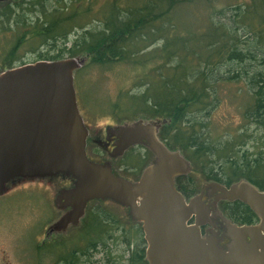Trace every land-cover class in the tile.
I'll return each mask as SVG.
<instances>
[{"label":"trees","instance_id":"16d2710c","mask_svg":"<svg viewBox=\"0 0 264 264\" xmlns=\"http://www.w3.org/2000/svg\"><path fill=\"white\" fill-rule=\"evenodd\" d=\"M0 36L10 43L0 49V72L29 62L26 52L33 61L81 57L75 88L90 111L161 121L160 138L190 163L176 179L187 197L207 180L247 179L264 190V0H0ZM122 65L137 71L134 86L106 100L90 75ZM224 98L241 125L218 134L214 115ZM133 149L132 166L123 164L140 176L153 154ZM221 206L238 224L258 222L242 201ZM143 236L128 214L93 200L72 232L33 245L35 264H96L98 253L113 264L120 245L126 264H149Z\"/></svg>","mask_w":264,"mask_h":264},{"label":"water","instance_id":"95a60500","mask_svg":"<svg viewBox=\"0 0 264 264\" xmlns=\"http://www.w3.org/2000/svg\"><path fill=\"white\" fill-rule=\"evenodd\" d=\"M84 61L41 59L0 72V194L18 177L65 174L74 186L60 192L57 206L71 209L50 225L48 234L77 225L90 201L109 199L129 207L131 217L142 222L149 264H264V190L247 179L228 187L215 181L187 201L176 178L189 171L190 163L160 138L159 121L137 120L108 131L117 137L113 157L139 143L155 153L139 180L117 175L110 163L88 157V129L75 88V71ZM208 188L220 192L210 204L203 200ZM220 199L246 203L258 222L224 218L216 209ZM221 217L230 239L225 245H220L222 237H203L200 230L208 223L215 226L211 219Z\"/></svg>","mask_w":264,"mask_h":264},{"label":"rangeland","instance_id":"374dc122","mask_svg":"<svg viewBox=\"0 0 264 264\" xmlns=\"http://www.w3.org/2000/svg\"><path fill=\"white\" fill-rule=\"evenodd\" d=\"M226 1L228 0H219V4L224 5ZM75 37L76 35L71 36L68 45H71ZM8 38L0 36V49L9 48ZM26 53L25 62L35 60V56L31 52ZM136 73L137 71L132 66L122 65L116 69L95 72L90 75V81L98 82L97 89L100 87L99 91L102 97L106 100H115L121 90L131 89L134 86ZM236 88L237 85L231 86V90ZM79 99L78 105L88 129L86 151L91 159L96 162L110 163L113 170L120 175L131 179L138 178L139 176H136L132 168L126 169L127 166L123 164L128 161L126 156L130 153L129 151L120 157H113L110 152L104 151L102 143L98 142V139H104L106 132L122 125L120 123H128V121L119 122L111 118L110 115L94 114L85 106V99ZM214 119L217 123L216 133L218 134L233 130V128L236 130L241 125L240 114L228 98L223 99ZM159 122L161 123V121ZM133 150L134 154L138 153V150L144 154L150 149L143 146ZM129 164L132 166L130 162ZM212 182L214 181H202L200 186ZM72 186H74V179L65 174L18 177L8 183L6 191L0 194V264H35L36 256H34L33 249L35 244L43 243L51 237L68 234L75 226L82 223L83 218L77 225L70 224L64 232L48 234L50 225L71 209L70 206L59 208L57 198L63 189ZM107 202L112 204L116 213H129L128 209L119 203L112 200H107ZM125 249L123 245L115 248L111 258L118 262L113 264L127 263V256L123 255ZM117 253L122 256H116ZM93 258L96 259V264L109 263L106 253H98Z\"/></svg>","mask_w":264,"mask_h":264},{"label":"flooded vegetation","instance_id":"af4514ba","mask_svg":"<svg viewBox=\"0 0 264 264\" xmlns=\"http://www.w3.org/2000/svg\"><path fill=\"white\" fill-rule=\"evenodd\" d=\"M120 124H123V123H120ZM117 140V137L115 136V135H112V134H108V132H106V135H105V137H104V139H98V142L101 144L102 143V145H103V148H104V151H106V152H112L113 151V149H114V143H115V141ZM143 146H146V147H148L147 145H145V144H142V143H139V144H134V145H132V146H130V147H128L124 152H123V154H121V155H119L118 157H120V156H122V155H124V153L129 149V148H131V147H133V148H137V147H143ZM149 148V147H148ZM150 149V148H149ZM150 151H152L151 149H150ZM152 154H153V156H152V159L150 160V162L147 164V166L149 165V164H151V163H153L154 162V160H155V158H156V155H155V153L152 151ZM87 155H88V157L91 159V157L89 156V154L87 153ZM92 160V159H91ZM145 169V168H144ZM143 169V170H144ZM143 170H142V172H141V174H140V176L138 177V178H136V179H131V178H127V179H129V180H132V181H137V180H139V178L141 177V175H142V173H143ZM190 170V169H189ZM114 171V170H113ZM115 172V171H114ZM115 174H117L116 172H115ZM117 175H120V174H117ZM122 176V175H121ZM124 177V176H123ZM126 178V177H125ZM177 179V178H176ZM211 181H214V180H211ZM176 182H177V180H176ZM215 182V181H214ZM220 183V182H219ZM221 184H223V185H225V186H230L231 184H229V185H227V184H225V183H221ZM176 187H177V185H176ZM203 187H204V185L200 188V190L198 191V192H196L194 195H192L191 197H187L184 193V196L186 197V199H187V201H189L193 196H195L196 194H198V193H200L201 191H202V189H203ZM178 188V187H177ZM220 194V192L219 191H214V190H212V189H205L204 190V196H203V200H204V202L206 203V204H210L211 202H213V201H215V199H216V197L218 196ZM100 200V199H99ZM106 200H109V199H106ZM224 201H229V200H224V199H220V200H218V202H217V210H219L221 213H222V215H223V217L224 218H226V219H229V220H231L232 222H234L229 216H228V214L225 212V210H223V208H222V206H221V204H222V202H224ZM235 201H237V200H233V201H230V202H233V204L235 205ZM240 201V200H239ZM120 205H122V204H120ZM122 206H124V205H122ZM124 207H126L127 209H128V211H130V208L129 207H127V206H124ZM212 208V207H211ZM213 213V211H211V214ZM128 215L131 217V215H130V213H128ZM132 218V217H131ZM133 219V218H132ZM213 220V222H215L216 224H215V226H213V225H211V223L209 224H205V225H202L201 227H200V230H201V234H202V236L203 237H207V236H211V235H217V236H219L220 238L222 237V240L220 241V245H225V244H227V243H229L230 242V239L229 238H227V237H225V233H226V231H227V229H226V226H225V222H224V220H223V218L221 217V218H217V219H211V221ZM133 221H135V222H138V223H140L141 224V227H142V233H143V235H144V231H143V224H142V222H140V221H137V220H134L133 219ZM194 221H195V219L193 218L191 221H190V223L192 224V223H194ZM234 223H236V222H234ZM238 224V223H237ZM145 236V235H144ZM143 236V238H144V240H145V237ZM146 246H147V243H146V240H145V250H146Z\"/></svg>","mask_w":264,"mask_h":264}]
</instances>
